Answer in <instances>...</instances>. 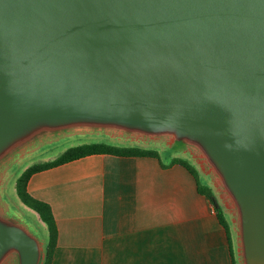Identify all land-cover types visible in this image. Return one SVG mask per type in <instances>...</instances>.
Returning <instances> with one entry per match:
<instances>
[{
  "label": "water",
  "instance_id": "95a60500",
  "mask_svg": "<svg viewBox=\"0 0 264 264\" xmlns=\"http://www.w3.org/2000/svg\"><path fill=\"white\" fill-rule=\"evenodd\" d=\"M75 134L190 155L264 264V0H0V264H44L3 186Z\"/></svg>",
  "mask_w": 264,
  "mask_h": 264
},
{
  "label": "crops",
  "instance_id": "0c3cea01",
  "mask_svg": "<svg viewBox=\"0 0 264 264\" xmlns=\"http://www.w3.org/2000/svg\"><path fill=\"white\" fill-rule=\"evenodd\" d=\"M29 190L57 219L52 264H234L228 229L182 164L91 154L34 174Z\"/></svg>",
  "mask_w": 264,
  "mask_h": 264
},
{
  "label": "trees",
  "instance_id": "16d2710c",
  "mask_svg": "<svg viewBox=\"0 0 264 264\" xmlns=\"http://www.w3.org/2000/svg\"><path fill=\"white\" fill-rule=\"evenodd\" d=\"M99 153L115 154L120 156H151L159 158L163 166L166 167L179 163L189 168L198 179L200 192L206 195L213 203L221 223L228 229L230 233V244L233 261L234 264H239L236 236L230 215L225 210V207L214 186L210 182H201V171L199 170V165L196 164L190 155L173 154L171 155L170 160L166 161L163 159L161 148L158 146H149L148 144L139 142L119 141L107 136H104V138L89 140L84 143L73 145L53 160L30 164L16 176L15 186L18 200L24 206L37 213L42 222L45 224V231L43 230V232L45 233L46 237V258L44 264L53 263L59 241V227L52 205L49 202L34 196L30 192L29 181L31 177L38 172L68 163L87 155Z\"/></svg>",
  "mask_w": 264,
  "mask_h": 264
},
{
  "label": "rangeland",
  "instance_id": "374dc122",
  "mask_svg": "<svg viewBox=\"0 0 264 264\" xmlns=\"http://www.w3.org/2000/svg\"><path fill=\"white\" fill-rule=\"evenodd\" d=\"M104 138V136H97V135H70L66 136L65 138H62L60 140H57L55 143L49 145L48 147H45L41 150H37L30 154L26 159L22 160L19 162L18 166L14 169L11 170L10 174L8 175L5 183H4V191L6 196L8 197L9 201L15 205L27 218H29L33 223H35L40 229L45 231L44 226L45 224L42 222L40 217L35 213L33 210L27 208L24 206L17 198L16 195V186H15V181H16V176L27 166L30 164H33L35 162H43L47 160H51L53 158H56L60 156L63 152H65L69 147L87 142L89 140H95V139H100ZM149 146H158L161 148V154L164 160L168 161L171 158V155L174 153L170 152L167 148H163L162 146L159 145H149ZM165 149V150H163ZM175 155V154H174ZM197 164V163H196ZM200 172V180L202 183H207L209 182V179L207 176L202 172L201 167L199 166ZM225 210L227 213L230 215L228 208L224 205ZM231 218V216H230ZM232 221V218H231ZM233 223V222H232ZM234 227V226H233ZM44 233V232H43ZM45 235V233H44ZM236 236V234H235ZM237 243V242H236Z\"/></svg>",
  "mask_w": 264,
  "mask_h": 264
}]
</instances>
